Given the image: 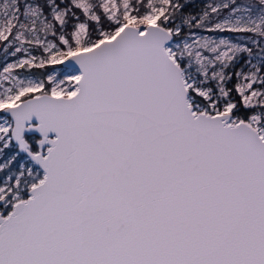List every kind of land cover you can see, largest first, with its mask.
Listing matches in <instances>:
<instances>
[{
    "label": "snow or ice",
    "instance_id": "6c2138e0",
    "mask_svg": "<svg viewBox=\"0 0 264 264\" xmlns=\"http://www.w3.org/2000/svg\"><path fill=\"white\" fill-rule=\"evenodd\" d=\"M0 0V264H264V0Z\"/></svg>",
    "mask_w": 264,
    "mask_h": 264
},
{
    "label": "trees",
    "instance_id": "16d2710c",
    "mask_svg": "<svg viewBox=\"0 0 264 264\" xmlns=\"http://www.w3.org/2000/svg\"><path fill=\"white\" fill-rule=\"evenodd\" d=\"M202 4V0H194L193 10H198V7Z\"/></svg>",
    "mask_w": 264,
    "mask_h": 264
}]
</instances>
